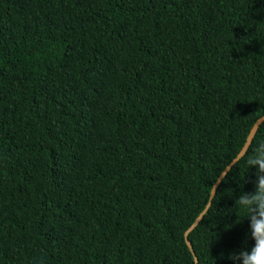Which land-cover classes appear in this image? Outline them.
<instances>
[{
	"label": "trees",
	"instance_id": "trees-1",
	"mask_svg": "<svg viewBox=\"0 0 264 264\" xmlns=\"http://www.w3.org/2000/svg\"><path fill=\"white\" fill-rule=\"evenodd\" d=\"M262 117L264 0H0V264H234Z\"/></svg>",
	"mask_w": 264,
	"mask_h": 264
},
{
	"label": "clouds",
	"instance_id": "clouds-1",
	"mask_svg": "<svg viewBox=\"0 0 264 264\" xmlns=\"http://www.w3.org/2000/svg\"><path fill=\"white\" fill-rule=\"evenodd\" d=\"M248 165L256 169L255 191H242L236 206L238 204L247 213L245 219L249 221V236L255 243L250 250L232 253L228 258L234 264H264V143L258 146Z\"/></svg>",
	"mask_w": 264,
	"mask_h": 264
},
{
	"label": "water",
	"instance_id": "water-1",
	"mask_svg": "<svg viewBox=\"0 0 264 264\" xmlns=\"http://www.w3.org/2000/svg\"><path fill=\"white\" fill-rule=\"evenodd\" d=\"M264 122V117H262L261 119H259L257 121V123L255 124V126L253 127L247 143L245 144L244 148L242 149L241 153L238 155V157L233 161V163H231V165H229L227 167V169L223 172V174L221 175V177L219 178L218 182L216 183L213 191H212V195H211V199L206 207V209L203 211V213L199 216V218L196 220V222L194 223V225L191 227V229L186 233V241L187 244L189 245L191 251L193 252V254L195 255L193 246L191 245L190 241H189V234L190 232L202 221V219L205 217L206 213L208 212L210 206L212 205V201L216 195L217 189L219 188L220 184L222 183L223 179L225 178V176L227 175V173L231 170V168L237 164L247 153L248 149L250 148L253 139L255 138L260 126L262 125V123ZM196 262H198L197 258H196Z\"/></svg>",
	"mask_w": 264,
	"mask_h": 264
}]
</instances>
